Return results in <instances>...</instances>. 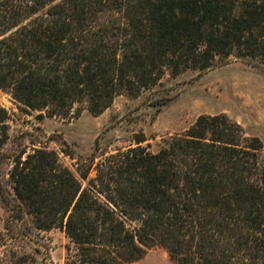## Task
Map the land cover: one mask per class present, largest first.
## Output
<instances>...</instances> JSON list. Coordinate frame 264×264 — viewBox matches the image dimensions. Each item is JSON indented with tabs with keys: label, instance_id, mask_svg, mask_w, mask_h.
<instances>
[{
	"label": "trees",
	"instance_id": "trees-1",
	"mask_svg": "<svg viewBox=\"0 0 264 264\" xmlns=\"http://www.w3.org/2000/svg\"><path fill=\"white\" fill-rule=\"evenodd\" d=\"M230 56L264 62V0H0V88L25 110L97 115L165 76ZM0 105V149L8 139ZM20 150L0 186L4 229L60 228L65 264H127L157 246L177 264H264V147L224 112L151 151ZM7 193V194H6Z\"/></svg>",
	"mask_w": 264,
	"mask_h": 264
},
{
	"label": "rangeland",
	"instance_id": "rangeland-1",
	"mask_svg": "<svg viewBox=\"0 0 264 264\" xmlns=\"http://www.w3.org/2000/svg\"><path fill=\"white\" fill-rule=\"evenodd\" d=\"M0 105L7 110L8 139L0 149V186L10 191L8 170L22 149L46 146L61 159L72 160L62 149L91 155L112 152L134 143L143 133L151 151L163 140L183 132L199 114L224 112L239 122L247 134L258 136L264 147V62L230 56L225 62L199 71L186 70L162 81L137 96H117L102 113L87 109L73 117L50 116L21 108L12 95L0 88ZM7 194V193H6ZM0 200V264H65L69 238L60 228L39 233L17 234L22 222H9ZM127 264H177L161 247H153L139 260Z\"/></svg>",
	"mask_w": 264,
	"mask_h": 264
}]
</instances>
